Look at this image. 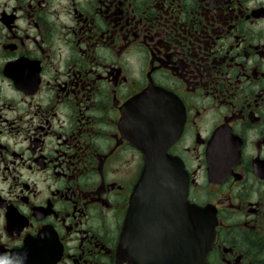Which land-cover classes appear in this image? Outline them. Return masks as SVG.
Wrapping results in <instances>:
<instances>
[{
  "label": "flooded vegetation",
  "instance_id": "1",
  "mask_svg": "<svg viewBox=\"0 0 264 264\" xmlns=\"http://www.w3.org/2000/svg\"><path fill=\"white\" fill-rule=\"evenodd\" d=\"M158 152L214 221L207 262L264 264V0H0V264H127ZM170 188L140 199L139 264L184 233Z\"/></svg>",
  "mask_w": 264,
  "mask_h": 264
},
{
  "label": "water",
  "instance_id": "2",
  "mask_svg": "<svg viewBox=\"0 0 264 264\" xmlns=\"http://www.w3.org/2000/svg\"><path fill=\"white\" fill-rule=\"evenodd\" d=\"M151 92L142 93L133 100L135 106L143 102L144 98H149ZM150 111V110H148ZM137 113L136 111H134ZM141 113L142 111H138ZM180 164L176 160L166 154L147 155L146 165L143 175L138 182L136 191L131 199V220L125 237L123 236L120 243V252L122 259L127 260L128 264H139L137 261V238L134 231L133 216L139 206L140 199L146 194V187L162 182L166 176L173 181L170 191L173 196L170 201V207L175 213H179L180 219H184V233L182 235L181 227L177 234L172 236L169 224H164V247L161 253L152 256L151 261L147 264H207L205 256L207 250L213 242L212 223L204 214L202 209L189 204L185 200V195L179 192L182 173H180ZM151 207V206H150ZM165 215L167 202L164 205ZM153 208V206H152ZM181 226L179 222H175L174 227ZM182 242L185 246L182 248ZM170 259V260H169Z\"/></svg>",
  "mask_w": 264,
  "mask_h": 264
}]
</instances>
